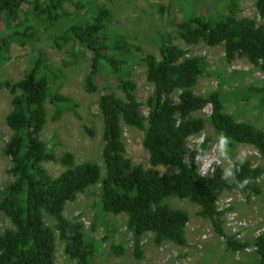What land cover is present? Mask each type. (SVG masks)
I'll list each match as a JSON object with an SVG mask.
<instances>
[{"label":"trees","instance_id":"16d2710c","mask_svg":"<svg viewBox=\"0 0 264 264\" xmlns=\"http://www.w3.org/2000/svg\"><path fill=\"white\" fill-rule=\"evenodd\" d=\"M172 1H168L167 13L175 22L176 35H167L158 54L140 60L153 86L145 116L130 78L133 47L113 31V14L108 8L89 0H0V65L10 59L12 46L32 45L51 29L57 47L60 45L56 41L62 45L73 41L87 51V93L100 90L105 70L115 76V86L103 88L98 103L103 120L105 175L99 162L77 163L72 153L57 159L47 149L44 132L48 105L54 107L52 121L56 122L66 111L78 116L79 104L52 88V79L60 81L62 77L42 51L20 81L0 80V92L6 89L13 95L12 109L6 117L10 136L4 150L11 159L9 173L13 180L0 189V212L9 219L11 228L0 234V264H56L58 238L74 264H91L81 224L66 218L64 211L79 194L97 184H101V193L96 208L106 214L127 216L137 260L143 258L142 240L149 233L157 246L188 244L189 214L166 202L172 197L198 205V214L211 222L229 251L241 253L250 246L226 232L218 194L235 189L259 194L257 180L262 169L248 161L234 160L230 168L219 167L212 175L203 176L199 162L209 140L190 158L188 139L201 134L208 122L218 136L230 141L231 149L236 144L250 145L264 159V129L238 122L226 113L220 90L208 96L197 95L195 89L208 63L203 57L187 56L175 40L181 39L189 47L200 43L223 46L227 62L246 58L264 76V22L242 17L236 0H220L216 13L214 0H191L205 15L188 13L179 21ZM68 4L74 11L66 9ZM255 9L264 21V0H255ZM62 19L72 21L71 37L52 33ZM115 87L122 91L123 98L116 96ZM252 89L264 104V85ZM208 106L211 114L205 119L200 112ZM126 126L143 132L149 168L135 165L127 157ZM48 161H59L65 171L58 177L51 176L44 167ZM159 167L170 172H162ZM244 180L248 183L241 188ZM46 217L54 221V226L47 224ZM253 247L259 256L256 264H264V233L254 240ZM112 250L118 256L124 253L120 245Z\"/></svg>","mask_w":264,"mask_h":264},{"label":"rangeland","instance_id":"374dc122","mask_svg":"<svg viewBox=\"0 0 264 264\" xmlns=\"http://www.w3.org/2000/svg\"><path fill=\"white\" fill-rule=\"evenodd\" d=\"M168 1L89 0V3L97 2L112 12L113 31L133 47L134 60L130 78L136 85V95L145 116L149 112L146 102L152 94L153 86L148 83L146 66L140 63V60L149 54H158L167 35H176L175 22L167 13ZM236 1L242 17L264 22L255 9V0ZM172 2L173 8L177 7L174 15L179 21L188 13L205 15L204 11L195 7L191 0ZM219 2L221 1L214 0L213 13L217 12ZM66 9L74 11L70 4ZM71 24L72 21L62 19L54 25L52 33L59 37L62 34L71 37L69 32ZM47 30L46 33L40 34L32 45L12 46L10 59L0 65V80L20 81L32 66L37 54L42 51L62 77L60 81L52 79V88L79 104L78 116L66 111L56 122L52 121L54 107L48 105L44 132L47 149L57 159H61L66 153H72L77 163L99 162L105 175L102 164L103 120L98 103L103 88L107 90L112 87L115 76L110 70H105L99 83L100 90L96 93H87L84 88L85 78L90 70V57L87 51L73 41L67 45L56 41L60 45L57 47L51 36V29ZM175 43L188 53L187 56L203 57L208 63L195 89L197 95L208 96L220 90L226 113L234 116L238 122H247L264 129L263 99L252 89L262 88L264 85V76L259 68L251 65L246 58L227 62L223 46L211 47L200 43L189 47L181 39H176ZM114 93L118 97H124L117 87L114 88ZM12 98L13 95L8 90L3 89L0 92V189L13 180L9 173L11 159L4 154L10 136L6 117L12 109ZM210 114V106L200 112L205 119H209ZM143 136L142 131L124 127L127 157L133 164L149 168V154L143 147ZM206 140H209L208 147L199 162V171L203 176L212 175L219 167L230 168L234 160L248 161L263 171L257 180L259 194L240 189L222 191L218 194L217 204L219 210L224 212L226 232L237 235L241 241L249 242L248 249L241 253L229 251L225 239L214 232L211 222L198 214V205L188 199L172 197L166 202L173 208L189 214L186 228L188 244L185 247L173 243L157 246L153 234L149 233L142 240L143 258L137 260L134 255L133 237L127 228V216L106 214L96 208L101 193V184H97L85 193L79 194L74 202L67 204L64 211L66 218L81 224V231L91 253V264H256L259 256L253 242L264 233V159L250 145L236 144L231 149L230 141L218 136L208 122L201 134L188 139L190 158ZM44 167L53 177H58L65 171V167L59 161H48L44 163ZM159 170L170 172V169L164 167H159ZM45 221L48 225L54 226V221L49 217H46ZM8 228H11L10 221L0 212V234ZM116 245L124 248L121 256L112 250ZM56 264H74L65 253L60 238L57 239Z\"/></svg>","mask_w":264,"mask_h":264},{"label":"clouds","instance_id":"9594fccd","mask_svg":"<svg viewBox=\"0 0 264 264\" xmlns=\"http://www.w3.org/2000/svg\"><path fill=\"white\" fill-rule=\"evenodd\" d=\"M248 181L244 180V183L240 185L241 188L245 187L247 185Z\"/></svg>","mask_w":264,"mask_h":264},{"label":"built area","instance_id":"2783aa9c","mask_svg":"<svg viewBox=\"0 0 264 264\" xmlns=\"http://www.w3.org/2000/svg\"><path fill=\"white\" fill-rule=\"evenodd\" d=\"M230 235H233V234H230ZM234 236H236V238L239 240V238L237 237V235H234Z\"/></svg>","mask_w":264,"mask_h":264}]
</instances>
